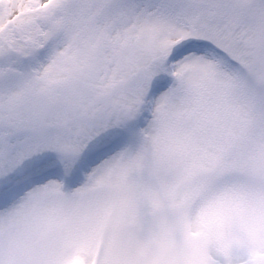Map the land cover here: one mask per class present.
I'll use <instances>...</instances> for the list:
<instances>
[{"label":"snow or ice","instance_id":"snow-or-ice-1","mask_svg":"<svg viewBox=\"0 0 264 264\" xmlns=\"http://www.w3.org/2000/svg\"><path fill=\"white\" fill-rule=\"evenodd\" d=\"M0 264H264V0H0Z\"/></svg>","mask_w":264,"mask_h":264}]
</instances>
